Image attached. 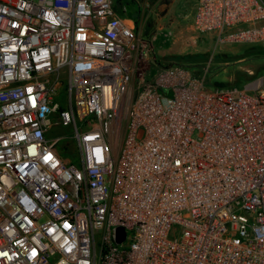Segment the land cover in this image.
Segmentation results:
<instances>
[{"label": "built area", "instance_id": "built-area-1", "mask_svg": "<svg viewBox=\"0 0 264 264\" xmlns=\"http://www.w3.org/2000/svg\"><path fill=\"white\" fill-rule=\"evenodd\" d=\"M194 23L264 43V0ZM149 44L113 0H0V264H264V79L150 74Z\"/></svg>", "mask_w": 264, "mask_h": 264}, {"label": "rangeland", "instance_id": "rangeland-1", "mask_svg": "<svg viewBox=\"0 0 264 264\" xmlns=\"http://www.w3.org/2000/svg\"><path fill=\"white\" fill-rule=\"evenodd\" d=\"M113 3L120 11L122 9L138 20L139 33L150 41L143 62V67L150 74L163 65L177 62L189 67L195 76H203L207 69L206 79L212 85L217 81H239L243 72L248 80L264 74V43L218 42L215 31L202 32L196 28L190 2L113 0ZM186 54L199 57H191L186 61L182 58ZM57 119L53 117L54 122ZM73 132L72 126L57 123L50 133L51 136H65L59 147L66 157H74L76 150Z\"/></svg>", "mask_w": 264, "mask_h": 264}, {"label": "trees", "instance_id": "trees-1", "mask_svg": "<svg viewBox=\"0 0 264 264\" xmlns=\"http://www.w3.org/2000/svg\"><path fill=\"white\" fill-rule=\"evenodd\" d=\"M191 57L193 58H198L199 55H194L192 56V54H186V55H183L182 58L184 60H188V59H191ZM177 63H180V62H177ZM244 75L241 76V79L239 81H231V80H228V81H217L215 84L217 85H222V86H227V85H237V86H243V83L246 82V80H248L247 77H245L246 73L243 72ZM253 76L249 77V79H251ZM247 78V79H246Z\"/></svg>", "mask_w": 264, "mask_h": 264}, {"label": "crops", "instance_id": "crops-1", "mask_svg": "<svg viewBox=\"0 0 264 264\" xmlns=\"http://www.w3.org/2000/svg\"><path fill=\"white\" fill-rule=\"evenodd\" d=\"M183 3L184 2H190L191 7H192V11H193V16L195 15V9H196V5L198 0H181ZM248 71L252 72L253 70L251 68H247ZM229 78H232L229 76ZM257 78H263L264 79V74H260L258 77L251 79V80H247L244 84V86H248V88L252 89L254 82ZM233 79V78H232Z\"/></svg>", "mask_w": 264, "mask_h": 264}, {"label": "water", "instance_id": "water-1", "mask_svg": "<svg viewBox=\"0 0 264 264\" xmlns=\"http://www.w3.org/2000/svg\"><path fill=\"white\" fill-rule=\"evenodd\" d=\"M126 235V232L122 226L115 227V237L118 241H121Z\"/></svg>", "mask_w": 264, "mask_h": 264}]
</instances>
